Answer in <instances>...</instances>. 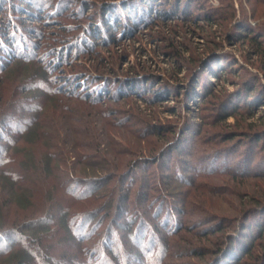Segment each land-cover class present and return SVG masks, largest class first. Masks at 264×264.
Returning <instances> with one entry per match:
<instances>
[{"label": "rangeland", "instance_id": "rangeland-1", "mask_svg": "<svg viewBox=\"0 0 264 264\" xmlns=\"http://www.w3.org/2000/svg\"><path fill=\"white\" fill-rule=\"evenodd\" d=\"M0 158V264H264V0H0Z\"/></svg>", "mask_w": 264, "mask_h": 264}, {"label": "trees", "instance_id": "trees-1", "mask_svg": "<svg viewBox=\"0 0 264 264\" xmlns=\"http://www.w3.org/2000/svg\"><path fill=\"white\" fill-rule=\"evenodd\" d=\"M242 34V33H241ZM248 35H252V34H248ZM75 153V152H74ZM2 158H0V163H3L4 162V160L2 159ZM9 175H12V174H16V175H14V177L16 176V178H17V176H18V174L16 173V172H11V174L9 173V172H7ZM113 175H110V176H105L104 178H102L100 181H101V183H102V185H105L106 183H107V181L112 177ZM67 190H69L68 188H67ZM77 188H72V191L75 193V195L77 196V197H81V196H83V195H85V194H80L79 192L77 193ZM71 192V190H69V193ZM71 194V193H70ZM87 195V194H86ZM75 197V196H74ZM80 218V220H81V222L79 223V222H77V226H73V223H70V224H72V226H73V228L72 229H74L75 230V232H76V237H77V239L78 240H87V239H89V238H91L92 236H90L91 235V233L94 231V225L92 224V222L89 220V219H87L86 220V218L84 219V217H79ZM79 220V221H80ZM73 222V221H72ZM82 226H84V227H82ZM89 228V231H85L86 230V228ZM83 228V229H82ZM85 228V229H84ZM31 230V229H30ZM9 232H10V230H9ZM8 230H6V231H0V239L1 240H3L4 241V243L5 244H7L8 246H10L9 247V249L11 248V246H12V244H10L11 242H12V240H14L16 237H17V239H18V242L19 243H21V242H24L25 241V243H23L22 244V247H27V248H29V250L30 251H33L34 253H36V255H37V257H38V260H39V262L40 263H42V260H43V257L37 252V250H35V248L34 247H38L37 245H35V246H32V245H34V243L32 242V245L31 246H29L28 247V245H30L31 243H30V241L28 242L27 241V237L25 238V237H23V234H21L19 231H15V232H10V233H8ZM13 233H15V234H13ZM14 235L13 236V238L12 239H9V235ZM23 237V238H22ZM27 241V242H26ZM104 241H106V239L104 240ZM39 245V244H38ZM39 248H40V246H39ZM220 250V249H219ZM42 259V260H41ZM93 259L92 258H87L86 259V261H85V263L84 264H93Z\"/></svg>", "mask_w": 264, "mask_h": 264}]
</instances>
